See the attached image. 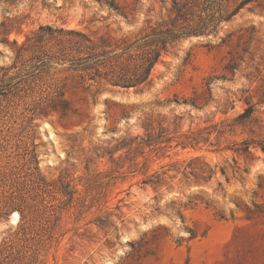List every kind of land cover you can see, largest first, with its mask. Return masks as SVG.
Wrapping results in <instances>:
<instances>
[{
  "label": "rangeland",
  "instance_id": "obj_1",
  "mask_svg": "<svg viewBox=\"0 0 264 264\" xmlns=\"http://www.w3.org/2000/svg\"><path fill=\"white\" fill-rule=\"evenodd\" d=\"M101 1L0 0V264H264V153L230 149L249 126L213 130L232 122L261 83L248 54L233 75H220L252 26L249 51H264V15L246 6L217 35L183 39L162 54L148 85L111 90L152 88L145 99H94L93 89L69 87L74 110L41 112L44 88L73 76L32 73L26 35L49 25L132 36L171 4L117 0L132 15L125 19ZM145 128L156 144H134L127 158L116 150ZM187 135L194 140L183 146ZM195 156L192 166L215 172L209 179L184 173ZM155 170L165 172L161 184H143Z\"/></svg>",
  "mask_w": 264,
  "mask_h": 264
},
{
  "label": "trees",
  "instance_id": "obj_2",
  "mask_svg": "<svg viewBox=\"0 0 264 264\" xmlns=\"http://www.w3.org/2000/svg\"><path fill=\"white\" fill-rule=\"evenodd\" d=\"M101 3L125 19H132L126 5L119 1L103 0ZM246 6L249 9H258L264 15V0H171L165 16H160L154 23L145 20V25L132 36L90 35L77 29L39 25L35 31L26 35L21 47L23 55L26 54L28 57L31 72L44 77L50 69H53L55 74L70 71L73 78L68 81L69 76H65L58 84L47 85L36 101V108L43 113L60 111L66 114L74 110L66 94L69 87L93 89L94 99L97 95L113 89L126 91L142 88L150 83L152 69L162 54L176 47L183 39L217 35L223 25ZM253 32L252 26L248 31V39L242 41L240 50L228 51V61L223 67L226 73L220 76L226 78L228 73L233 75L239 61H243L244 54H248L249 61L258 60L253 69L261 83L257 85L256 91L248 89L249 94L244 98L246 106L231 120L232 122L221 120L219 128L213 129L218 133H224V126L231 124L249 126L250 134L240 140H234L235 146L230 147L234 152L247 154H251V149L254 148L264 153V121L256 115L261 111L260 107H264V72L258 68L264 65V51L258 52L257 48L249 51ZM231 35L228 33L220 39L224 41ZM251 76L258 78L252 72ZM207 85L209 90V82ZM190 102L195 104L196 101L192 99ZM216 126L218 123L213 124L214 128ZM213 130L207 133L210 134ZM145 131L144 135L122 138L116 150L123 149L127 158L134 144L137 146L156 144L153 132L148 128H145ZM192 140H194L192 135H187L181 144L192 145ZM198 160V156L190 158L183 166L184 173L186 171L191 174L203 173V178L209 179L215 172L206 163L204 167L192 166V163ZM220 172L224 174V168H221ZM162 174L165 172L159 173L155 170L146 175L141 182L156 187L162 182ZM114 228L116 229L115 225Z\"/></svg>",
  "mask_w": 264,
  "mask_h": 264
},
{
  "label": "water",
  "instance_id": "obj_3",
  "mask_svg": "<svg viewBox=\"0 0 264 264\" xmlns=\"http://www.w3.org/2000/svg\"><path fill=\"white\" fill-rule=\"evenodd\" d=\"M152 88L146 90V91H140V92H126V93H119V92H113V91H107L103 93L105 97H113L120 100L125 101H133V100H141L145 99L149 94H151Z\"/></svg>",
  "mask_w": 264,
  "mask_h": 264
},
{
  "label": "bare ground",
  "instance_id": "obj_4",
  "mask_svg": "<svg viewBox=\"0 0 264 264\" xmlns=\"http://www.w3.org/2000/svg\"><path fill=\"white\" fill-rule=\"evenodd\" d=\"M47 125H48V124H47ZM52 135H53V134L48 133V134H47V137L50 138V137H52ZM18 218H19V215H18L17 212H14V213L12 214V216H11V220H12L13 222H16V221L18 220Z\"/></svg>",
  "mask_w": 264,
  "mask_h": 264
}]
</instances>
